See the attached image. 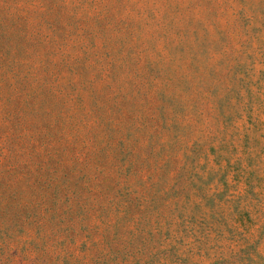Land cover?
I'll use <instances>...</instances> for the list:
<instances>
[{
	"label": "rangeland",
	"instance_id": "374dc122",
	"mask_svg": "<svg viewBox=\"0 0 264 264\" xmlns=\"http://www.w3.org/2000/svg\"><path fill=\"white\" fill-rule=\"evenodd\" d=\"M0 264H264V0H0Z\"/></svg>",
	"mask_w": 264,
	"mask_h": 264
}]
</instances>
